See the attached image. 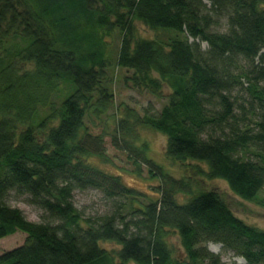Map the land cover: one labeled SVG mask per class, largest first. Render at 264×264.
I'll return each mask as SVG.
<instances>
[{
  "label": "trees",
  "instance_id": "1",
  "mask_svg": "<svg viewBox=\"0 0 264 264\" xmlns=\"http://www.w3.org/2000/svg\"><path fill=\"white\" fill-rule=\"evenodd\" d=\"M136 23L164 34L139 37ZM8 38L16 42L0 58V240L26 237L0 252V264H224L209 243L264 264V230L137 145L139 128L161 134L168 160L195 163L194 175L264 210V0H0V44ZM113 69L136 89L169 95L157 113L116 108L110 128L94 134L88 124L112 109ZM239 88L246 98L234 96ZM106 138L157 180L155 200L143 204L145 195L94 164L106 163ZM88 189L120 203L83 218L73 193ZM13 197L46 222L27 221L8 205Z\"/></svg>",
  "mask_w": 264,
  "mask_h": 264
},
{
  "label": "rangeland",
  "instance_id": "2",
  "mask_svg": "<svg viewBox=\"0 0 264 264\" xmlns=\"http://www.w3.org/2000/svg\"><path fill=\"white\" fill-rule=\"evenodd\" d=\"M135 26L138 36L142 38H153L156 34H159V36L162 37V34H164L148 30L139 23H136ZM4 27L2 29H4ZM15 42V39L8 38L4 40L2 44H0V58L3 57L6 49H9L15 45ZM110 42L111 43L109 45L107 55L113 58L117 53L119 39L115 37L113 40H110ZM202 48L206 49V45L202 44ZM11 50V52L14 53L13 47ZM243 66L246 67L247 64L243 63ZM21 67L22 65L20 66V68ZM25 68H27V65H24L22 69ZM125 76L126 73L120 69H113L110 71V78L112 81L111 92L113 95L112 109L108 111V114L106 116L102 117L101 122H99L98 120H94V125H91L90 123L88 124L89 129H91L94 134H99L104 128L106 130L110 128L112 122L111 116L116 108H118L117 114L119 116L122 115V112L125 108L133 110L139 115H142L143 110L146 108H151L154 113H157L166 103L167 96L169 95V90L166 87L162 88L160 97L154 96L144 89H136L135 87H133L131 83L127 82L124 79ZM242 82L244 84V89L247 87L248 83H246V80H242ZM243 89H237L234 92V96L246 98V94H244ZM57 99L58 98H56L55 100L57 101ZM59 99H61L60 95ZM103 124L107 125L104 126ZM137 131L139 138L137 145H139L141 142H144L147 145L146 156L155 164L162 166L168 174L172 175L176 179L182 177H191L195 191H216L238 219L242 220L250 226L256 227L260 230H264V210L257 204V202H245L238 199L233 194H231L227 185L220 180L208 181L194 175L190 166L195 165V163L188 162L187 166L183 167L168 160L164 155L165 138L161 134L147 128H139ZM105 148L106 163H104L103 161L101 162L98 159H94V164L100 169H104L111 174L119 175L121 178V182L126 187L145 195L146 197L139 198L140 202H142L143 204H147L148 199L155 200L158 196V182L156 179L150 178L147 168L142 165L141 171L137 173V168L135 167V165H133V161L129 159L127 155L114 149L110 145L107 138ZM200 166L204 168L202 164H200ZM263 195L264 190L261 192L260 196ZM178 198L184 199V197L182 196H178ZM72 202L76 210L82 215L83 218L91 219H96L100 216H103L104 214H108L114 211L116 205H119L120 203L118 200L113 201L112 199H108L102 192L92 189H88L82 192L75 191L73 193ZM8 205L13 208L19 209L27 221L33 223L46 222V220H44L43 213L34 206L27 204L24 198L13 197L8 201ZM25 237V234L17 232L14 235L0 240V252L3 250H11L16 246L22 244ZM168 241L169 244L174 246L176 252L181 251L175 235L170 236ZM102 247L107 250L118 248L117 245L113 243H105L102 245ZM207 248L210 252L219 255L221 261L224 264H245L241 259L234 257L233 254L225 252L220 245L209 243L207 244ZM211 248L214 251H211Z\"/></svg>",
  "mask_w": 264,
  "mask_h": 264
},
{
  "label": "bare ground",
  "instance_id": "3",
  "mask_svg": "<svg viewBox=\"0 0 264 264\" xmlns=\"http://www.w3.org/2000/svg\"><path fill=\"white\" fill-rule=\"evenodd\" d=\"M211 251H214V250L211 248Z\"/></svg>",
  "mask_w": 264,
  "mask_h": 264
}]
</instances>
